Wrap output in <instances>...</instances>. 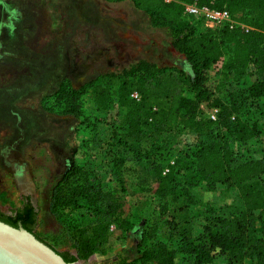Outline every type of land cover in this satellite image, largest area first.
Masks as SVG:
<instances>
[{"label": "rangeland", "instance_id": "rangeland-1", "mask_svg": "<svg viewBox=\"0 0 264 264\" xmlns=\"http://www.w3.org/2000/svg\"><path fill=\"white\" fill-rule=\"evenodd\" d=\"M190 23L197 31L206 28L201 18L193 17ZM169 41L168 33L152 28L130 0H0V211L9 216L31 200L37 209L31 232L67 257L77 255L79 229L107 220L108 243L87 262L73 264H143L140 251L156 243L176 252L182 264L177 252L181 236L197 235L215 217L233 219L242 211L236 189L205 185L192 172H184V165L170 174V194L166 189L156 193L157 175L173 157L194 149L200 134L178 129L163 135L158 155L139 165L122 147L127 140L121 129L126 109L120 99L112 97L106 111L94 107L88 85L104 73L139 60L180 66L183 59ZM228 59L225 55L209 69V80L218 90L213 89L210 102L197 112L207 116L218 102L231 118L255 124L257 138L231 141L230 147L235 163L260 159L264 97H248L253 76L234 81L226 74ZM62 84L84 89L78 117L60 114L65 103H57L55 95ZM71 168L85 173L88 185L98 192L92 204L79 198L81 207L92 208L68 222L56 216L52 199L55 186ZM253 184L261 188L264 176ZM68 187L67 181L61 193ZM213 264L230 263L218 257Z\"/></svg>", "mask_w": 264, "mask_h": 264}, {"label": "trees", "instance_id": "trees-1", "mask_svg": "<svg viewBox=\"0 0 264 264\" xmlns=\"http://www.w3.org/2000/svg\"><path fill=\"white\" fill-rule=\"evenodd\" d=\"M130 1L147 16L152 28L168 33L170 46L182 57V64L164 67L139 60L126 69L104 73L88 85L94 107L106 111L112 97L120 99L126 109L121 129L127 140L122 141V147L139 165L145 166L158 155L163 135L178 129L200 134L201 140L194 149L173 157L162 174L157 175V194L165 189L170 194L167 182L172 178V170L179 169L180 165H184V172H192L205 185L237 190L243 207L237 217H215L197 235L179 238L177 252L182 264H213L218 257H225L230 264H264V185L257 188L253 184L264 176V157L235 163L230 147L231 141L246 143L257 138L258 127L239 117L231 118L226 106L218 102L213 106L217 110L215 120L197 112L210 102V95L216 89L208 71L225 55H229L224 66L226 74L234 81L253 76L255 80L247 88L248 97L253 100L264 97V0ZM190 4L225 10L237 24L232 28L225 24L197 31L190 23L193 17L185 14V6ZM83 91V88L78 91L70 84H62L55 95L57 103H65L60 114L78 117V101ZM133 93L138 95V100L131 98ZM79 179L85 184L76 185ZM67 181V193H61V186ZM97 192L96 186L88 185L85 173L71 168L54 188V213L72 222L84 208H92L91 205L81 207L79 198H86V203L92 204L94 201L90 199ZM27 209L26 218L0 211V221L15 228L20 222L31 232L36 215L33 207L27 205ZM70 216L74 218L69 219ZM109 225L107 220H99L79 229L77 255L62 256L63 259L68 263L87 262L108 243ZM139 260L143 264H178L176 252L162 243L145 247L140 251Z\"/></svg>", "mask_w": 264, "mask_h": 264}, {"label": "water", "instance_id": "water-1", "mask_svg": "<svg viewBox=\"0 0 264 264\" xmlns=\"http://www.w3.org/2000/svg\"><path fill=\"white\" fill-rule=\"evenodd\" d=\"M0 264H73L21 225L0 221Z\"/></svg>", "mask_w": 264, "mask_h": 264}, {"label": "built area", "instance_id": "built-area-1", "mask_svg": "<svg viewBox=\"0 0 264 264\" xmlns=\"http://www.w3.org/2000/svg\"><path fill=\"white\" fill-rule=\"evenodd\" d=\"M166 2H169V0H166ZM185 14L189 17L201 18L204 20L206 27L209 28H215L225 24L232 28L236 25V23L231 19L229 13L225 10H211L207 7H197L193 4H190L185 6ZM131 98L135 100L139 99L136 93H133ZM216 114L217 110L211 109L208 113V116L211 120H215ZM167 171L168 170L166 169L165 172Z\"/></svg>", "mask_w": 264, "mask_h": 264}, {"label": "flooded vegetation", "instance_id": "flooded-vegetation-1", "mask_svg": "<svg viewBox=\"0 0 264 264\" xmlns=\"http://www.w3.org/2000/svg\"><path fill=\"white\" fill-rule=\"evenodd\" d=\"M27 205H30L31 207H33V209H34L33 213L36 215L37 209L35 208L32 201L29 200L27 203H24L23 207L19 211H13V212H11V214L9 216H13V217L16 216L17 217L20 214V216L24 215V217L26 218L27 217L26 215L29 213V210L27 209ZM17 225L18 226L21 225L20 222H18Z\"/></svg>", "mask_w": 264, "mask_h": 264}]
</instances>
